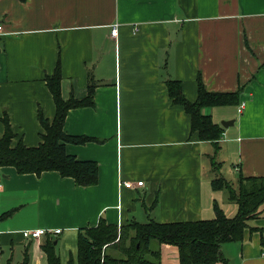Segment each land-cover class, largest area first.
<instances>
[{
	"label": "crops",
	"instance_id": "0c3cea01",
	"mask_svg": "<svg viewBox=\"0 0 264 264\" xmlns=\"http://www.w3.org/2000/svg\"><path fill=\"white\" fill-rule=\"evenodd\" d=\"M0 24V138L7 113L14 145L43 143L39 112L56 117L47 78L60 65L64 101L84 100L95 86L94 106L70 110L64 131L94 139L66 151L99 168L94 187L58 172L0 169V215L11 214L0 220V264H23L26 252L28 264H47L48 239L68 264L78 231L101 219L210 221L215 204L233 218L238 206L213 181L264 177V0H0ZM199 79L210 93L241 91L246 105L204 110L224 129L216 155L169 96L167 82L178 81L195 103ZM251 226L242 242L222 246L228 264H264V215ZM37 230L39 239L23 235ZM161 263L180 264L178 248L162 246Z\"/></svg>",
	"mask_w": 264,
	"mask_h": 264
},
{
	"label": "trees",
	"instance_id": "16d2710c",
	"mask_svg": "<svg viewBox=\"0 0 264 264\" xmlns=\"http://www.w3.org/2000/svg\"><path fill=\"white\" fill-rule=\"evenodd\" d=\"M47 85L57 113L50 123L43 112H39V121L45 131L43 143L36 148L27 147L23 141L14 145L16 135L7 113H4L1 118L4 134L0 138V169L13 167L20 175L37 176L45 172H58L63 178L75 180L78 187H94L99 182L98 164L78 161L66 151V144L84 145L94 139L69 136L64 131V125L70 110L94 106L95 86L89 87L88 97L84 100L72 97L64 101L61 96L60 65L55 74L47 78ZM167 87L174 103L184 107L191 116L192 134H197L202 142L213 144L216 155L224 129L204 110L240 105L241 91L210 93L199 79L198 99L191 103L185 98L180 82L168 81ZM214 160L213 157L215 165ZM213 189L228 191L230 202L238 206L235 217H228L215 204L216 217L210 221L170 224L155 221L141 224L133 221L118 227L108 225L101 219L97 227L78 231L77 258L71 256L68 264H162V246L178 248L180 264H228L222 246L242 242L247 231H257L251 223L264 215V177H241L238 190L231 187L226 179L217 178L213 181ZM10 216L0 215V220ZM41 249L46 255L47 264H62L55 239L46 240ZM28 261L26 252L23 264H28Z\"/></svg>",
	"mask_w": 264,
	"mask_h": 264
},
{
	"label": "built area",
	"instance_id": "2783aa9c",
	"mask_svg": "<svg viewBox=\"0 0 264 264\" xmlns=\"http://www.w3.org/2000/svg\"><path fill=\"white\" fill-rule=\"evenodd\" d=\"M3 31V26L0 24V33ZM112 35L116 36L117 35V29H113L112 31ZM245 104L242 103L240 104V109H239V113H242L243 110L245 109ZM124 188L126 189H130L133 190L135 188H140V187H144V182H139L136 185H134V183L132 182H127L123 184ZM59 233V232H58ZM57 233V234H58ZM45 234V231L42 230H37V231H25L23 233V235L25 236V238H31V239H39L40 237H42ZM1 245H0V253H1Z\"/></svg>",
	"mask_w": 264,
	"mask_h": 264
},
{
	"label": "rangeland",
	"instance_id": "374dc122",
	"mask_svg": "<svg viewBox=\"0 0 264 264\" xmlns=\"http://www.w3.org/2000/svg\"><path fill=\"white\" fill-rule=\"evenodd\" d=\"M215 161V165H217L218 163H217V161L216 160H214ZM219 165V164H218ZM216 167V166H215ZM229 183V185H231V187H233L234 189H237L238 190V185H236V186H233L230 182H228ZM226 193H228V191L227 190H224ZM62 249H64L63 251H67L68 252V254H69V249H65L64 247L62 248ZM75 251V248H73V249H71V252H74Z\"/></svg>",
	"mask_w": 264,
	"mask_h": 264
},
{
	"label": "water",
	"instance_id": "95a60500",
	"mask_svg": "<svg viewBox=\"0 0 264 264\" xmlns=\"http://www.w3.org/2000/svg\"><path fill=\"white\" fill-rule=\"evenodd\" d=\"M229 124H230V125H233V124H234V121H232V122H222V123H221V125H222L224 128H227V127L229 126ZM55 244H57V242H56Z\"/></svg>",
	"mask_w": 264,
	"mask_h": 264
}]
</instances>
